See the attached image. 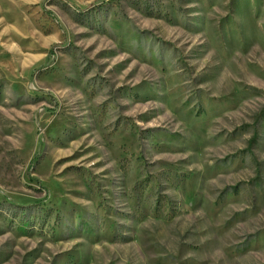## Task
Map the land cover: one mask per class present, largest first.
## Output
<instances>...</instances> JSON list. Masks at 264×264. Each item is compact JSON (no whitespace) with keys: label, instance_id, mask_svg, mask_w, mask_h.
Here are the masks:
<instances>
[{"label":"rangeland","instance_id":"374dc122","mask_svg":"<svg viewBox=\"0 0 264 264\" xmlns=\"http://www.w3.org/2000/svg\"><path fill=\"white\" fill-rule=\"evenodd\" d=\"M0 264H264V0H0Z\"/></svg>","mask_w":264,"mask_h":264}]
</instances>
